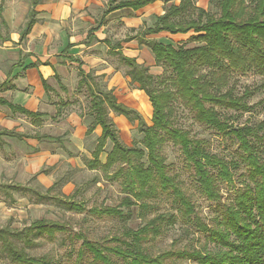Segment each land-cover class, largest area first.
<instances>
[{
  "label": "trees",
  "instance_id": "1",
  "mask_svg": "<svg viewBox=\"0 0 264 264\" xmlns=\"http://www.w3.org/2000/svg\"><path fill=\"white\" fill-rule=\"evenodd\" d=\"M157 1L160 0H108L99 15L97 27L89 31L91 40L96 39L94 33L109 14L125 9L138 11ZM30 2L19 43L28 37L37 23L36 8L41 0ZM215 7L217 12L209 13L195 7L192 0H181L177 6L171 5L157 16L153 26L144 31L145 37L162 32L189 35L188 41L195 44L192 48H175L146 39L144 44L153 54L156 65L169 71L167 79L152 76L135 59L124 56L119 43L112 45L107 40L101 41L127 68L129 82L146 95L152 112L151 125H146L139 115L120 104L112 92H95L91 85L86 86L92 117L87 132L90 134L96 128L100 131L87 167L102 170L124 194L117 206L89 212L100 218H116L126 223L133 217L132 208L136 207L141 227L136 230L124 227L121 233L100 241L88 240L82 234L68 235L70 245L74 240H80L81 244L77 250L71 246L63 255L67 264H180L182 261L193 264H264V120L254 125L234 127L229 124L231 119L224 116L226 111L250 112L252 106L247 105L246 100L264 88V83L260 84L245 91L241 97L234 96L230 90L224 91L233 73L264 76V0H215ZM4 40L11 39L6 34ZM70 48L72 45L68 44L64 52ZM66 57L77 64L80 74L88 77L80 60ZM41 65L50 66L48 62ZM17 66L37 68L35 63ZM54 77L59 80L57 75ZM39 78L48 96L53 90L41 75ZM85 80L82 78L80 83L88 84ZM10 88L6 83L0 85V90ZM177 103L188 108L198 124L232 139L237 148L229 159L211 153L203 140L194 139L188 131L173 125ZM0 106L12 114L26 117L33 127H40L43 123V113L30 111L3 98H0ZM110 111L137 121L140 147L128 148L119 142L108 118ZM2 136L20 141L27 138L57 141V138L44 134L0 131V143ZM107 143L111 144V150L102 162ZM169 143L180 150L186 166L192 171L198 193L214 205L208 224L199 217L192 197L166 164L163 149ZM234 178L240 187H235ZM223 185L232 190L231 199L222 201ZM14 190L27 191L19 185ZM36 195L40 199L49 198L46 194ZM166 200L175 208L176 215L157 213L159 204ZM60 203L69 211L85 210L82 204L71 200ZM150 213L154 214L152 218H149ZM178 219L186 226L185 233L193 229L201 233L204 241L195 239L196 245L182 248H174V241L169 250L154 253L148 243L160 237ZM65 229L58 223L42 219L33 221L22 230L0 229V250L9 264H55L47 255L38 258L28 255L25 248L33 247L36 241L54 242L57 235L67 232Z\"/></svg>",
  "mask_w": 264,
  "mask_h": 264
},
{
  "label": "rangeland",
  "instance_id": "2",
  "mask_svg": "<svg viewBox=\"0 0 264 264\" xmlns=\"http://www.w3.org/2000/svg\"><path fill=\"white\" fill-rule=\"evenodd\" d=\"M108 0H42L37 7V24L31 34L19 43V36L27 20L30 0H0V85L6 83L10 90H0V98L24 108L44 114L40 127H33L29 120L21 115L12 114L0 106V131L21 135L44 134L57 141H37L27 138L24 141L2 136L0 143V229L22 230L35 220H45L66 227V233L57 235L54 242L36 241L33 247H24L28 255L38 258L47 255L55 264H67L63 255L72 246L77 250L80 240L71 245L68 235L82 234L91 241H100L122 232L124 227L136 230L141 227L137 218V208H132L133 217L126 223L116 218H100L89 211L102 207H115L124 194L117 183L108 179L102 170H89L87 162L91 160L97 143L99 129L92 133L88 129L92 123L89 111L87 85L95 92H112L117 101L127 109L139 115L151 125V106L146 95L129 82L127 68L121 64L110 47L119 43L120 52L147 69L154 77L167 79L169 71L159 67L150 49L144 44L152 39L177 48H192L195 44L188 41L189 35H169L165 32L153 36H144V31L152 27L156 17L162 15L171 5L181 0H160L138 11L121 10L109 15L104 25L91 40L90 29L97 27L99 15L105 9ZM195 7L209 13H216L215 0H192ZM40 11V12H39ZM3 21V23H2ZM46 23V25H45ZM6 34L11 39L4 40ZM67 44L72 45L67 52ZM72 56L82 62L84 73H79L77 64L69 61ZM48 62L50 66H42ZM35 63L36 69H24L17 64ZM40 75L53 90L47 96L42 88ZM54 75H57V80ZM82 78L86 83L81 84ZM80 83V84H79ZM264 83V76L253 73H233L227 81L224 91L230 90L234 96L241 97ZM66 90L63 91L61 88ZM264 88L255 92L246 100L251 108L243 114L224 111L229 124L234 127L254 125L264 120ZM262 102V104H260ZM108 118L119 142L128 147H140L141 134L137 121L108 112ZM233 118H236L234 120ZM173 125L188 131L194 139L203 140L211 153L227 159L236 150L231 138L217 134L214 130L198 124L192 113L177 103L174 107ZM111 150L107 143L101 161ZM166 164L171 172L183 183L186 193L192 197L196 211L202 221L209 223L213 216L214 205L202 197L193 182L192 171L188 169L180 150L172 144L163 149ZM235 187H240L234 178ZM19 185L26 192L14 190ZM36 193L46 194L49 198L40 199ZM222 201L232 198V190L221 186ZM71 200L82 204V212L65 209L60 201ZM158 214L176 215L170 201L158 206ZM154 216L150 213L149 218ZM181 220L170 226L166 232L153 242H149L154 253L158 254L171 248L191 247L195 239L203 242L201 233L190 229ZM21 245V244H20ZM20 245H18L20 247ZM196 245V244H195ZM0 264H9L0 250ZM180 264H193L182 261Z\"/></svg>",
  "mask_w": 264,
  "mask_h": 264
},
{
  "label": "crops",
  "instance_id": "3",
  "mask_svg": "<svg viewBox=\"0 0 264 264\" xmlns=\"http://www.w3.org/2000/svg\"><path fill=\"white\" fill-rule=\"evenodd\" d=\"M41 4H42V0H41ZM41 4H40L39 6H41ZM39 6H37V7H39ZM125 10H126V9H125ZM36 11H37V8H36ZM119 11H121V10L115 11V12H113V13H116V12H119ZM39 12H40V11H39ZM133 12H135V11H133ZM113 13H111V14H113ZM37 14H38V11H37ZM111 14H109V15H111ZM109 15H108V16H109ZM108 16H107V17H108ZM107 17L105 18V22H106ZM36 19H37V16H36ZM37 20H39V22H42V20H44V19H43L42 17H40V18L37 19ZM36 24H37V23H36ZM36 24L33 26V29H32V30L35 29ZM43 25H44V24H43ZM43 25H41V24H37V26H43ZM45 25H46V23H45ZM103 25H104V24H103ZM103 25H102V26H103ZM102 26H101V27H102ZM101 27H100V28H101ZM100 28H99V29H100ZM99 29H98V30H99ZM98 30H97V31H98ZM97 31H96V32H97ZM31 32H32V31H31ZM96 32L94 33V36H95V37H96ZM30 34H31V33H30ZM30 34H29V35H30ZM29 35H28V36H29ZM67 45H68V44H67ZM67 45H66V46H67Z\"/></svg>",
  "mask_w": 264,
  "mask_h": 264
}]
</instances>
